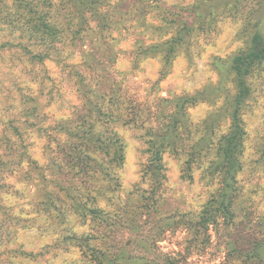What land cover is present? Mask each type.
<instances>
[{
  "label": "rangeland",
  "instance_id": "obj_1",
  "mask_svg": "<svg viewBox=\"0 0 264 264\" xmlns=\"http://www.w3.org/2000/svg\"><path fill=\"white\" fill-rule=\"evenodd\" d=\"M20 1L0 0V264H102L90 250L84 252L68 239L66 231L86 237L89 246L106 247L110 258L103 260L105 264L165 260L168 264H228L232 257L229 240L238 232L244 245L264 237V156L260 154L264 68L248 78L252 98L241 115L245 138L237 174L243 211L237 212L232 223L220 217L217 224L195 231L193 223L210 191L218 187L216 177L205 173L202 157L192 163L190 178H186L184 155L167 150L161 159L164 176L154 186L144 136L146 130L159 129L161 112L172 109L175 95L217 84L216 59L227 58L243 46L240 31L248 12L242 10L250 0L236 13L215 12L214 19L207 20L211 22L195 25L166 73L161 55L145 49L175 33L166 22L173 16L170 7L197 0H145L139 10L131 12L127 8L132 0H91L110 24L97 27L90 12L81 27L64 17L58 27L66 29V38L55 47L30 34L22 20L9 23L4 14L30 12L33 6L57 17L62 1L25 0L26 9ZM78 29L79 35L73 37ZM88 85L100 92L111 91L122 100L123 120L113 125L124 144L123 163L116 171L120 186L115 190L100 174L75 179L67 166L57 167L70 151L69 144L75 142L63 126L84 112L82 86ZM227 86L232 89L231 83ZM221 102L220 98L188 106L191 130L197 132L201 120L218 110ZM228 122V117L218 116L220 130H227ZM82 179L105 190L97 204L110 213L115 211L106 228L103 224L96 229L92 221H81L69 209L63 222V216L52 217L40 205L43 190L61 193V187ZM152 196L157 205L148 210Z\"/></svg>",
  "mask_w": 264,
  "mask_h": 264
},
{
  "label": "trees",
  "instance_id": "obj_2",
  "mask_svg": "<svg viewBox=\"0 0 264 264\" xmlns=\"http://www.w3.org/2000/svg\"><path fill=\"white\" fill-rule=\"evenodd\" d=\"M61 1L62 9L57 13V17L46 11H37L31 6L30 12H17L15 16L5 12L4 19L13 25L22 20L21 25L27 27L30 34L39 36L48 47H55V44L63 42L66 38V29H63L62 25L58 27L64 17L81 27L87 22L86 12H90V17L97 21V27L110 24L106 14L98 10L91 0ZM244 1L197 0L187 6L170 7L169 12H173L174 17L166 19V22L174 27L175 33L165 40L147 46L145 51L161 55L162 68L166 73L176 51L187 42L195 25L203 26L206 22H211L207 20H213L215 12L236 13ZM143 2L145 0H132L128 11L139 10ZM20 3L25 9L28 7L25 0ZM242 12H248L242 18L240 31L244 37L243 46L227 58L216 59L215 67L219 75L217 84L206 85L192 94L175 95L171 99L172 109L161 112L159 129H149L144 134L147 150L150 152L148 172L154 186L160 184L164 176L161 159L167 150L184 155L183 171L186 178H190L192 163L202 157H205L206 161L205 173L211 178L216 177L218 187L210 191L202 212L193 223L195 231L200 226L217 224L220 217L227 223H232L237 212L243 211V199L237 181V174L242 167L245 138L241 115L246 101L252 98V87L248 78L264 68V0H250V5ZM80 31L81 29L75 30L73 37H77ZM96 33L99 36V32ZM228 82L233 90L227 86ZM82 91L84 112L77 118L66 120V125L63 126L66 132L74 137L75 142L69 144L70 151L64 154L57 167L60 166L59 170H63L61 165L67 166L68 173L73 174L75 179L89 174H100L99 177L106 180L108 187L115 190L120 186L116 171L123 163L124 144L116 135L113 125L123 120L120 114L122 100L113 92H100L92 85L84 88L82 86ZM220 98L222 102L218 110L210 112L201 120L197 132L192 131L186 108L199 101L215 103ZM220 115L229 118L227 130H220L217 123ZM260 154L264 156V144ZM92 187L82 179L71 183L70 187H61V193L52 189L43 190L44 196L40 205L52 217L63 216L60 217L63 222L66 218L65 212L69 209L81 221H92L96 229L103 224L106 228L109 226V218L115 216V211L110 213L97 204L105 190ZM156 203V198L152 196L147 205L148 210L154 209ZM66 233L68 239L83 247L84 252L90 250L95 254L93 257L100 263L109 261L110 253L106 247L89 246L86 237L70 234L69 231ZM106 234L107 232H104L100 237L105 238ZM241 234L238 232L235 238L229 240L232 257L228 264H232L233 260L238 261V264H264V237L244 245ZM184 257L180 255L181 259ZM159 264L168 262L165 260ZM174 264H177V261Z\"/></svg>",
  "mask_w": 264,
  "mask_h": 264
}]
</instances>
